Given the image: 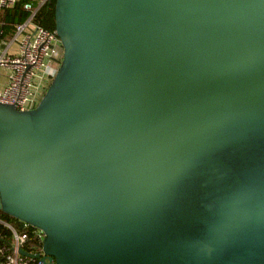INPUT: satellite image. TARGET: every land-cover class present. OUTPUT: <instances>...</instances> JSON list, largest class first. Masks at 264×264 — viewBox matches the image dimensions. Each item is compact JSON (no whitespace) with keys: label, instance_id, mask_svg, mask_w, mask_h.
<instances>
[{"label":"water","instance_id":"water-1","mask_svg":"<svg viewBox=\"0 0 264 264\" xmlns=\"http://www.w3.org/2000/svg\"><path fill=\"white\" fill-rule=\"evenodd\" d=\"M37 104L0 101V210L41 264H264V0H55Z\"/></svg>","mask_w":264,"mask_h":264},{"label":"built area","instance_id":"built-area-1","mask_svg":"<svg viewBox=\"0 0 264 264\" xmlns=\"http://www.w3.org/2000/svg\"><path fill=\"white\" fill-rule=\"evenodd\" d=\"M18 0H0V9L14 6ZM38 0L23 2L26 17L15 23L10 40L2 45L0 36V68L5 70L6 83L0 88V101L18 109L35 106L54 75L62 58L63 48L54 29L36 20ZM16 44L12 49L11 45ZM43 232L40 228L19 221L14 223L0 215V264H41Z\"/></svg>","mask_w":264,"mask_h":264},{"label":"trees","instance_id":"trees-1","mask_svg":"<svg viewBox=\"0 0 264 264\" xmlns=\"http://www.w3.org/2000/svg\"><path fill=\"white\" fill-rule=\"evenodd\" d=\"M28 0H18L14 6L0 9V36L4 38H9L14 30V25L17 22L22 21L27 12L23 9V2ZM34 5L38 4V0H29ZM54 5L55 0H44L38 5V9L36 12V20L41 23L43 26L54 29L55 22H54ZM0 215L4 218L9 219L10 221L17 223L19 220L16 217H13L2 210H0Z\"/></svg>","mask_w":264,"mask_h":264},{"label":"crops","instance_id":"crops-1","mask_svg":"<svg viewBox=\"0 0 264 264\" xmlns=\"http://www.w3.org/2000/svg\"><path fill=\"white\" fill-rule=\"evenodd\" d=\"M10 37L7 38V39L4 38V37H1V44L2 45L6 44L10 40ZM11 48L15 49L16 48V44L13 43L11 45ZM5 73H6L5 70L0 68V88H2L5 85V83H6V74Z\"/></svg>","mask_w":264,"mask_h":264}]
</instances>
